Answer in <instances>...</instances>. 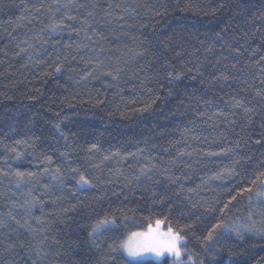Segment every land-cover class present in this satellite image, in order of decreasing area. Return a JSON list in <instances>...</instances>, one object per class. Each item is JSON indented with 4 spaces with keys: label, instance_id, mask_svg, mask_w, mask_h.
<instances>
[{
    "label": "trees",
    "instance_id": "trees-1",
    "mask_svg": "<svg viewBox=\"0 0 264 264\" xmlns=\"http://www.w3.org/2000/svg\"><path fill=\"white\" fill-rule=\"evenodd\" d=\"M52 3L0 0V216L11 212L21 219L20 205L43 197V215L56 218L47 243L55 236L60 245H52L53 250L65 253L50 256L54 264L78 260L79 249L88 247L89 226L106 214L115 215L118 226L101 237V250L95 253L105 257L101 264H264V198L255 195L261 190L259 181L252 185L264 172V141L256 143L261 129L256 122L242 130L238 119L232 123L231 116L214 115H227L220 97L230 100L241 87L232 80L223 87L212 81V75L231 71L224 67L231 61L217 64L222 42L216 34L224 28L236 31L234 0H78L86 7L99 5L95 26L103 34L79 52L82 33L48 28L64 18L63 9L55 15L46 11ZM109 4L112 16L104 11ZM68 14L77 15V9ZM84 15L79 9V16ZM121 15L123 20L115 19ZM65 23L79 28V20ZM58 66L60 72L55 71ZM169 72L181 78L169 83ZM92 145L100 150L90 154ZM149 163L157 165L154 180L136 182L140 168ZM57 168L64 185L49 191L45 185L54 181L45 169L53 173ZM16 171L37 177L18 187ZM81 174L91 186L78 185ZM169 175L179 179L170 183ZM128 180L133 183L126 187ZM250 186L252 193L231 200ZM33 213L42 215L39 206ZM157 220L185 239L182 259L134 262L122 251L107 259L109 244L146 231ZM221 221L236 226L254 221L261 231L242 230L241 236L217 231L206 242ZM29 222L40 227L34 219ZM7 232L0 229V239ZM18 234L31 239L24 229ZM17 260L30 264L27 258Z\"/></svg>",
    "mask_w": 264,
    "mask_h": 264
},
{
    "label": "snow or ice",
    "instance_id": "snow-or-ice-1",
    "mask_svg": "<svg viewBox=\"0 0 264 264\" xmlns=\"http://www.w3.org/2000/svg\"><path fill=\"white\" fill-rule=\"evenodd\" d=\"M99 5L97 3H92L89 7H86L84 4L78 3V0H66V2H61V0H53V3L48 6L46 11L55 15L56 13H61V10H65L62 13L64 17L58 23H52L48 25V28L52 32H63L65 29L70 32L75 31L77 36H82V42L76 45V50L79 52L81 49H86L90 47L91 43H95L94 37L100 36L103 38V34L100 33L95 26L96 21V8ZM43 7V5L41 6ZM116 7H121L117 5ZM221 7H225L224 4H221ZM77 9V15L68 14L71 9ZM235 14L233 16L234 21H239L235 32L229 33L228 28L221 29L220 32L216 34L217 42L221 43L222 53L221 56L217 59V64L221 61L231 63H225V69L230 67L231 71H220L218 75H212V81L215 84H220L223 87V84L229 80L235 81L241 85L236 95H233L230 100H225L223 97H220L221 101L227 105L228 113L225 114L224 111L215 113L224 117L225 120L228 119V116H231L232 123H236L237 119L242 122L241 128H250L254 123L258 122L259 128L261 129L259 135L260 139L256 140V143L259 144L264 141V0H234ZM79 9H84L85 15L83 17L79 16ZM255 9V10H254ZM40 8H37L36 11L40 12ZM106 16H112V5L109 4L108 8L104 10ZM122 11H127V9H122ZM159 14V13H157ZM65 19L68 21L75 22L79 20V28H75L70 24L65 23ZM116 20H123L124 17L116 16ZM111 20H106L105 24H111ZM240 33V37L237 38L236 33ZM229 34L230 39L226 37L225 34ZM243 40V43H241ZM258 41L256 47L253 45ZM67 46V45H66ZM29 47H32L29 45ZM211 51V49H208ZM25 51V49H22ZM39 51V50H37ZM226 53V54H225ZM83 59V57H81ZM91 63V61H89ZM102 63V61H101ZM215 67V65H213ZM56 72H60L61 68L58 66L55 69ZM119 73V69L116 70ZM191 71V70H189ZM199 72V69H197ZM235 73V75L233 74ZM111 75V73H109ZM203 76V73H200ZM117 76H114L113 79H116ZM169 83L173 80H179L181 78L180 73H168ZM257 84L259 85L257 87ZM206 104L211 103V101H205ZM150 107V106H149ZM148 109L145 108V111ZM211 120L212 117H209ZM59 128V124L56 125ZM63 136V133H61ZM67 139V137H64ZM221 139L226 138L224 133H221ZM243 137L236 140L235 147L239 148L240 143ZM251 139V136L248 137ZM17 144L20 141L16 142ZM244 143H247V140H244ZM100 149L97 145H92L87 151L91 154L98 152ZM232 149H227L226 151H231ZM15 151V149H13ZM143 151V150H141ZM208 155H217V153H207ZM62 156H67L68 153H61ZM118 155V153L116 154ZM180 155H190V153H181ZM17 158H19V153H17ZM89 159L91 156L88 157ZM111 157L106 156L104 159H110ZM47 161H51V157H45ZM94 167H100V165H94ZM157 169V165L149 163L140 168L139 174L134 177L136 182H140L143 178L147 181H153L154 173ZM72 172H76L77 169H71ZM226 173L232 175L233 170L227 169ZM8 175L7 172L3 173ZM44 174H51L52 180L54 181L53 185H45V188L49 191L53 187L62 188L64 185L65 177L61 174L60 168H57L55 172L49 173L48 169H45ZM16 176L17 186H21L24 183H31L33 179L37 177L36 173L33 172H20L16 171L14 173ZM264 172H260L256 180L252 181L253 186H257V181H259V189L255 192V195L259 198H264ZM170 183H176L179 177H173L169 175L167 177ZM158 182V181H156ZM78 185L91 186V181L86 179V177L81 174L79 180L77 181ZM133 183V180H128L126 187ZM254 188L252 186L242 189L241 192H238L236 196H232L231 200H236L237 196L243 195L244 193H252ZM31 195V190L28 193ZM59 199V197L57 198ZM252 197L249 196V200ZM53 204L56 203V200L52 201ZM231 203V201H229ZM43 205L44 199L33 198L31 201L25 200L23 204L20 205L24 209V216L21 219H17L11 212L7 213L5 216H0V229H8L9 232L3 233L4 239H0V264H18L17 258L21 260L27 258V261L30 264H54L53 261L49 260L50 256H62L65 253L57 250H53L52 245H60V240L55 236L51 238L52 243L48 244L49 236L47 233L51 230L50 224L56 223V218H45L43 215ZM40 207L41 216H35L33 210L37 207ZM228 204H225V208H228ZM76 205L72 206V210H75ZM65 212L68 210L65 209ZM29 218L34 219L36 224L40 227H33L29 222ZM251 218V216L249 217ZM11 221V223H10ZM63 222V221H61ZM162 221L157 220V228L153 229L149 225L147 232H132L126 239L120 240L118 244H109L108 246V255L107 259H111V254L114 252L122 251L126 253L127 257L131 258H141L145 253H154L156 256H161L165 252L172 253L176 257L181 256V251L178 247L179 242L182 240V237L179 233H174L172 228L169 227L168 232L163 234L166 239H163L161 233L159 232V226ZM15 224V227H13ZM117 218L115 215H105L101 218H98L89 226V231L87 233V238L84 243L88 245L87 248H80L79 252L76 254L79 255L78 260H70L69 264H101L102 260L105 259L104 256L97 258L95 256L96 252L101 250L103 241L101 237L104 233L113 230L117 227ZM19 229H24L25 232L29 233L31 239H22L18 234ZM243 231H257L260 232V229L255 228V222L253 221L252 226H236V225H227L221 221L216 224L212 231L208 233L205 237V241H212L217 231L222 232H234L237 236L242 235ZM16 234V239H11V236ZM39 237V238H38ZM76 252V249H73ZM23 252V256H21Z\"/></svg>",
    "mask_w": 264,
    "mask_h": 264
},
{
    "label": "rangeland",
    "instance_id": "rangeland-1",
    "mask_svg": "<svg viewBox=\"0 0 264 264\" xmlns=\"http://www.w3.org/2000/svg\"><path fill=\"white\" fill-rule=\"evenodd\" d=\"M153 229H156L157 228V225L156 223H154L152 226H151ZM168 229L169 228H166L165 226V223L162 222L159 226V232L161 233V236L163 239H166V237L163 236V234L167 233L168 232ZM148 229L146 231H142V232H147ZM174 232V231H173ZM175 233V232H174ZM182 237V236H181ZM184 245H185V239L182 237V240L179 242L178 244V247L181 251V256L179 257H176L175 255H173L172 253H168V252H165L163 255L161 256H156L154 253H145L143 255V257L137 259V258H131V257H127L126 253L125 256L131 260V261H134V262H144V261H155V262H161L166 256H172L173 258L179 260V259H182L183 256L185 255V250H184Z\"/></svg>",
    "mask_w": 264,
    "mask_h": 264
}]
</instances>
